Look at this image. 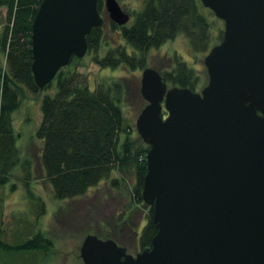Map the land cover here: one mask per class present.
<instances>
[{
	"label": "water",
	"instance_id": "water-1",
	"mask_svg": "<svg viewBox=\"0 0 264 264\" xmlns=\"http://www.w3.org/2000/svg\"><path fill=\"white\" fill-rule=\"evenodd\" d=\"M223 21L222 39L204 57L199 90L167 85L145 67L146 104L135 126L149 146L141 197L157 231L139 252L87 234L83 264H264V0H200ZM104 0L109 20L130 16ZM31 27V72L39 89L104 18L97 0H42ZM166 111V115L163 114Z\"/></svg>",
	"mask_w": 264,
	"mask_h": 264
},
{
	"label": "trees",
	"instance_id": "trees-1",
	"mask_svg": "<svg viewBox=\"0 0 264 264\" xmlns=\"http://www.w3.org/2000/svg\"><path fill=\"white\" fill-rule=\"evenodd\" d=\"M40 1L0 0V8L6 10L5 24L0 30V53L6 59L5 70H0V176L3 178L13 166L15 158L12 161V156L16 157L11 116L20 105L21 89L17 83L24 84L33 92L40 90L31 72L30 39L31 22ZM97 9L100 14L104 12V0H97ZM205 9L208 8L200 0H144L142 8L134 13L132 24L120 26L108 21L112 31H120L121 41L113 44L106 41L103 24L92 27L86 35V54H91V61L99 67L124 65L130 70L145 68L148 66L149 49L179 33L186 36L191 55L205 54L223 36L222 29L213 33ZM78 59L72 56L69 63ZM69 63L54 77V95L47 94L42 98L41 121L36 130L37 137L43 141L39 157L53 195L59 200L75 198L109 178L115 170L120 178L111 182L117 186L132 173L135 177L132 204L146 208L147 219L137 237L142 250L151 245L157 226L152 221L153 206L144 205L140 193L147 170L145 155L149 146L133 135L134 130L120 106L126 86L121 81H101L90 89L88 79L72 71ZM153 67L167 84L188 87L193 91H197L200 85L197 68L187 65L179 55L174 56L171 69ZM145 104L144 101L140 110ZM163 113L166 114L165 111ZM118 219L121 218L118 216ZM100 235L121 244L112 230L97 234L98 237ZM51 244L41 232L19 244H8L0 238V250L1 246L10 251L20 248L34 255L37 252L42 254V250L47 252Z\"/></svg>",
	"mask_w": 264,
	"mask_h": 264
},
{
	"label": "rangeland",
	"instance_id": "rangeland-1",
	"mask_svg": "<svg viewBox=\"0 0 264 264\" xmlns=\"http://www.w3.org/2000/svg\"><path fill=\"white\" fill-rule=\"evenodd\" d=\"M117 1L120 8L130 15L126 25L132 24L134 13L142 8L144 0ZM5 13V8L1 7L0 30L5 24ZM205 13L213 27V33L223 30L224 24L221 19L213 12L211 14L209 8L205 9ZM101 15L104 18L106 41L110 44L121 41L120 31L110 29L105 10ZM208 50L205 54L191 55L186 36L179 33L158 47L149 49L147 67L156 65L162 69H171L174 56L179 55L187 65L197 68L200 77V85L197 88L199 91L208 81L204 64ZM91 60V54H85L69 63V68L77 71L82 78L86 77L90 89H94L101 81L124 82L126 88L120 106L126 121L134 130L133 135L140 137L135 121L145 101L140 94L143 68L130 70L124 65L116 68L99 67ZM5 68V55L0 53V70L3 71ZM49 83V87L46 88ZM49 83L38 92H33L24 84L17 83L21 89L20 105L11 116L16 157L12 156V161L13 158L15 161L7 177L0 176V238L8 244H19L41 232L52 244L47 252L42 250V254L37 252L35 255L20 248L10 251L1 246L0 264H83L79 249L84 237L87 234L97 235L101 232L105 234L108 230L116 232L117 241L121 246L127 245L128 253L132 255L139 252L137 237L147 216L145 206L132 204L135 183L132 173L126 175V180L118 183V186L111 182L114 178H120L119 172L115 170L109 178L90 187L81 196L64 200L54 197L51 183L46 177L39 157L43 141L36 135L41 121L42 98L47 94L54 95L56 91L55 79ZM143 204L146 205L144 202ZM100 238L103 236L100 235Z\"/></svg>",
	"mask_w": 264,
	"mask_h": 264
}]
</instances>
